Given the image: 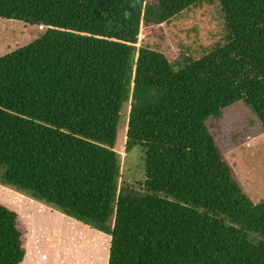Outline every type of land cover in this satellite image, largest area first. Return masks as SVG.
<instances>
[{
  "label": "trees",
  "instance_id": "obj_1",
  "mask_svg": "<svg viewBox=\"0 0 264 264\" xmlns=\"http://www.w3.org/2000/svg\"><path fill=\"white\" fill-rule=\"evenodd\" d=\"M203 1L0 0V17L41 27L0 55L4 181L109 234L107 264H264V199L214 130L239 100L264 129V0H217L225 41L198 58L137 45L142 24ZM128 104L135 183L120 182L116 150ZM25 256L18 213L0 203V264Z\"/></svg>",
  "mask_w": 264,
  "mask_h": 264
},
{
  "label": "rangeland",
  "instance_id": "obj_2",
  "mask_svg": "<svg viewBox=\"0 0 264 264\" xmlns=\"http://www.w3.org/2000/svg\"><path fill=\"white\" fill-rule=\"evenodd\" d=\"M156 1V0H155ZM212 1V2H211ZM217 5V6H216ZM217 0H204L162 24H142L137 45L163 51L172 62L194 58L225 41V23ZM41 27L0 17V55L31 42ZM182 61V60H181ZM130 104L123 108L117 131L120 182L145 175L141 146L126 149ZM233 175L254 201L264 199V129L251 108L239 100L224 109L214 129ZM1 168V167H0ZM4 181L0 169V203L16 210L26 257L21 264H107L110 235L39 201Z\"/></svg>",
  "mask_w": 264,
  "mask_h": 264
},
{
  "label": "crops",
  "instance_id": "obj_3",
  "mask_svg": "<svg viewBox=\"0 0 264 264\" xmlns=\"http://www.w3.org/2000/svg\"><path fill=\"white\" fill-rule=\"evenodd\" d=\"M25 257H26V256H25ZM24 259H25V258H24ZM23 261H24V260H23ZM23 261H22V262H23ZM20 264H21V263H20Z\"/></svg>",
  "mask_w": 264,
  "mask_h": 264
}]
</instances>
